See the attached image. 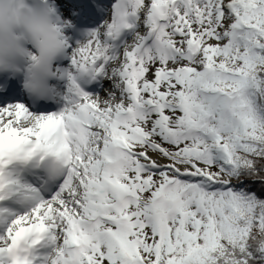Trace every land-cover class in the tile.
Wrapping results in <instances>:
<instances>
[{
	"label": "snow or ice",
	"instance_id": "obj_1",
	"mask_svg": "<svg viewBox=\"0 0 264 264\" xmlns=\"http://www.w3.org/2000/svg\"><path fill=\"white\" fill-rule=\"evenodd\" d=\"M38 10L55 107L0 91V264H264V0Z\"/></svg>",
	"mask_w": 264,
	"mask_h": 264
},
{
	"label": "clouds",
	"instance_id": "obj_2",
	"mask_svg": "<svg viewBox=\"0 0 264 264\" xmlns=\"http://www.w3.org/2000/svg\"><path fill=\"white\" fill-rule=\"evenodd\" d=\"M48 4L63 15L55 0ZM43 5L44 0H24L23 7L5 0L0 17V81H16L21 92L37 102L51 100L46 91L57 88L55 67L62 59L55 48V21L38 10Z\"/></svg>",
	"mask_w": 264,
	"mask_h": 264
}]
</instances>
